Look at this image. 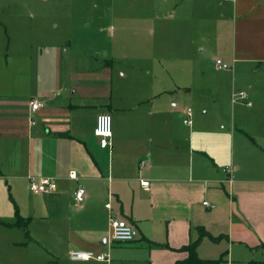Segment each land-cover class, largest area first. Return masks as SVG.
<instances>
[{
    "label": "crops",
    "instance_id": "crops-1",
    "mask_svg": "<svg viewBox=\"0 0 264 264\" xmlns=\"http://www.w3.org/2000/svg\"><path fill=\"white\" fill-rule=\"evenodd\" d=\"M31 4L0 0V180L17 201L3 243L33 264H175L203 234L202 259L264 263V0H60L90 10L78 34ZM41 177L57 189L33 193ZM112 218L138 238L114 241Z\"/></svg>",
    "mask_w": 264,
    "mask_h": 264
},
{
    "label": "built area",
    "instance_id": "built-area-1",
    "mask_svg": "<svg viewBox=\"0 0 264 264\" xmlns=\"http://www.w3.org/2000/svg\"><path fill=\"white\" fill-rule=\"evenodd\" d=\"M216 65L220 69H228L229 65L223 63L221 60H216ZM237 97L243 99L246 97L245 92H240L238 95H234V98ZM44 106V102L39 99H33L30 102V108L32 112L38 111L41 107ZM192 110L189 108L185 111L184 123L191 125L192 124ZM94 134L99 139L100 147L105 149L108 148L111 144L112 138V117L108 113L99 114L96 120V125L94 128ZM70 179H77L76 171L72 170L69 172ZM142 186L145 189L149 188V182L146 180L141 181ZM30 188L35 194L50 193L57 189V183L50 177H41L31 179ZM86 197V191L83 187L77 188L74 193V200L77 204L84 202ZM107 208L111 207V203L106 204ZM112 228V238L114 241L119 243H130L135 241L138 238L139 232L136 227L128 223L125 220L113 219L111 220ZM70 258L73 260H88V259H97V260H106L107 256L105 254L96 255L91 251H70Z\"/></svg>",
    "mask_w": 264,
    "mask_h": 264
},
{
    "label": "rangeland",
    "instance_id": "rangeland-1",
    "mask_svg": "<svg viewBox=\"0 0 264 264\" xmlns=\"http://www.w3.org/2000/svg\"><path fill=\"white\" fill-rule=\"evenodd\" d=\"M29 2L32 3L29 8L30 11L38 14H43L45 9L50 7L54 11V16H56V25L58 22H62L64 24L66 19L77 22V28L74 30L75 34H78L82 31V28L87 26V24L85 25L83 22V17H86L89 14L90 10L88 8H86L87 11L85 13V11H80L78 4H71L72 6H70L69 9H66L64 12H59L60 0H29ZM63 24H61V28ZM15 201L16 199L13 194H11L6 181L0 180V217H4L8 208L11 210L14 208ZM27 202L28 201L26 200V203ZM4 230V227L0 225V232H4ZM33 262L29 247H24L23 245H6L1 240L0 234V264H33Z\"/></svg>",
    "mask_w": 264,
    "mask_h": 264
},
{
    "label": "trees",
    "instance_id": "trees-1",
    "mask_svg": "<svg viewBox=\"0 0 264 264\" xmlns=\"http://www.w3.org/2000/svg\"><path fill=\"white\" fill-rule=\"evenodd\" d=\"M25 221L22 218H18L14 223L10 224L12 226H23ZM203 234L200 235V237L190 242L187 245H184L182 248H180L181 251H184L187 253V257L183 260H178L175 262V264H220L224 257H220L218 259H202L198 256L197 248L200 243L201 237ZM214 240H217V238H213ZM249 264H264L262 262H250Z\"/></svg>",
    "mask_w": 264,
    "mask_h": 264
}]
</instances>
